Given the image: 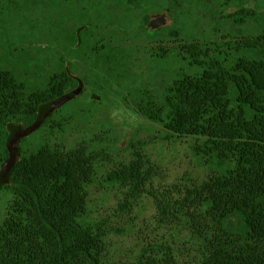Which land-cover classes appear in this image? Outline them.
<instances>
[{
  "label": "trees",
  "instance_id": "16d2710c",
  "mask_svg": "<svg viewBox=\"0 0 264 264\" xmlns=\"http://www.w3.org/2000/svg\"><path fill=\"white\" fill-rule=\"evenodd\" d=\"M126 1L130 9L138 6ZM229 1L196 0L190 31L167 27L152 33L161 39L155 47L160 59L172 55L162 43L175 37L174 50L185 69L157 87L159 95L148 90L135 105L168 138L189 145L205 176L184 174L172 188L152 194L161 215H179L176 242L148 243L132 261L122 262L105 257V222L88 218L86 187L101 163L109 162L111 144H44L25 152L27 136H15L33 123L43 104L81 88L41 127L82 97L84 80L63 60L61 73H26L30 53L24 48L16 53L7 32L13 27L12 11L19 18L41 15L42 25L46 18L58 32L60 8L87 9L70 12L78 25L73 45L97 71L111 74L126 64L99 35L105 30L100 25L109 23V0H0V34L5 35L0 46V194L11 195L0 225V264H264V10ZM181 3L177 10L187 4ZM231 7L235 10L228 12ZM199 23L210 28L204 32ZM93 32L96 40L90 43ZM70 84L75 85L71 90ZM130 146V160L115 165L106 181L145 186L155 169L147 154Z\"/></svg>",
  "mask_w": 264,
  "mask_h": 264
},
{
  "label": "rangeland",
  "instance_id": "374dc122",
  "mask_svg": "<svg viewBox=\"0 0 264 264\" xmlns=\"http://www.w3.org/2000/svg\"><path fill=\"white\" fill-rule=\"evenodd\" d=\"M177 1L183 4V0ZM184 1L187 3L185 8L176 10L175 32L178 28L190 31L196 20V0ZM160 3L165 5L166 1L160 0ZM228 3L246 4L264 10V0H230ZM107 6L110 12L109 23L100 25L105 30L99 35L107 38L108 47L117 50L116 53L122 58L118 60L126 64L120 71L112 69L111 74L97 71L92 59H88L86 54L84 57L80 55L78 46L73 45L78 25L72 24L74 17L70 12H84L87 9L60 8L63 14L59 17L58 32L48 24L46 18L42 25L41 15L26 13L23 19L12 11L10 22L13 27L7 32L10 39L8 45L18 49L16 53H23L19 50L23 48L30 53L26 73L37 74L38 77L58 70L61 73L63 60L70 63L74 75L84 80L86 93L67 104L60 112H55L52 121L44 127L28 135L23 142L24 151L44 144L49 147H71L82 141H88L89 144H111L106 149L109 162L101 163L96 179L86 187L88 218L106 224L105 257L125 262L132 261L140 248L148 243L176 242L173 229L177 226L179 215L176 212L169 218L161 215L152 194L167 187L172 188L184 174L191 179L203 178L205 168L203 171L188 144L183 140L168 138L164 128L140 114L135 105L148 90L159 95L157 87L161 88V85L170 82L185 69L174 50L179 43L175 37L163 42L162 46L172 49V55L160 59L156 56L158 49H155L161 40L159 35L154 37L152 33L140 29V19L150 9H130L125 0H109ZM234 10L231 7L228 12ZM49 12L46 11L48 17ZM56 12L53 10L54 18L57 17ZM23 20L31 24L36 21L38 23L30 27L23 25ZM39 27H43V31L39 32ZM198 28L207 32L210 27L204 28L199 23ZM93 33L89 34L90 43L96 40V34ZM3 38L5 35L0 34L1 47L4 44ZM97 78H102V81ZM41 84L42 81L38 86ZM74 87V84L68 86L70 90ZM130 143L136 144L147 154L155 169L153 178L145 186L127 187L106 181L107 174L115 165L130 160L133 151ZM10 199L8 193L0 194V225Z\"/></svg>",
  "mask_w": 264,
  "mask_h": 264
},
{
  "label": "water",
  "instance_id": "95a60500",
  "mask_svg": "<svg viewBox=\"0 0 264 264\" xmlns=\"http://www.w3.org/2000/svg\"><path fill=\"white\" fill-rule=\"evenodd\" d=\"M170 22V19L168 18L166 13H160V14H155L151 17L150 21V27L151 28H158L160 26L166 25ZM81 88H78L74 91H71L68 94L63 95L62 97L52 100L48 103L43 104L39 111L37 116L35 117L33 123L26 127L25 129H20L18 130V133L16 136V139H19L20 137L28 136L34 131H36L38 128L42 126V124L46 121V119L51 116L54 111L61 106H63L67 101L72 99L79 91Z\"/></svg>",
  "mask_w": 264,
  "mask_h": 264
},
{
  "label": "flooded vegetation",
  "instance_id": "af4514ba",
  "mask_svg": "<svg viewBox=\"0 0 264 264\" xmlns=\"http://www.w3.org/2000/svg\"><path fill=\"white\" fill-rule=\"evenodd\" d=\"M133 1H137V7L141 8V9H150L149 12L145 15H143L140 19V29L147 31V33H154L155 31L159 30V29H166L171 28L172 30H175V26H176V10H177V6H178V1L177 0H165L166 3L165 5H161L160 0H133ZM125 2L127 3V1L125 0ZM162 8V9H160ZM155 9H160V11H153L152 10ZM160 13H166L168 18L170 19V22L166 25L160 26L158 28H151L150 27V21H151V17L155 14H160ZM127 27V25L125 26ZM66 68V67H65ZM69 68H66V71L68 72Z\"/></svg>",
  "mask_w": 264,
  "mask_h": 264
}]
</instances>
